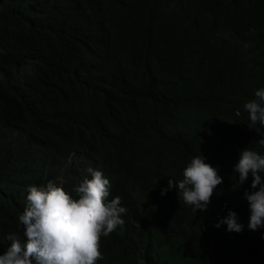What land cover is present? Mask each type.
<instances>
[{"label":"trees","instance_id":"1","mask_svg":"<svg viewBox=\"0 0 264 264\" xmlns=\"http://www.w3.org/2000/svg\"><path fill=\"white\" fill-rule=\"evenodd\" d=\"M260 88L264 0H0V254L30 185L76 198L92 167L127 209L97 264H264L252 178L233 190L240 152L264 154ZM199 154L223 178L206 212L160 194ZM229 210L242 232L215 227Z\"/></svg>","mask_w":264,"mask_h":264},{"label":"clouds","instance_id":"2","mask_svg":"<svg viewBox=\"0 0 264 264\" xmlns=\"http://www.w3.org/2000/svg\"><path fill=\"white\" fill-rule=\"evenodd\" d=\"M243 107L250 121L248 128L259 135L258 145L264 146V88L256 90L255 98ZM218 171L201 154L196 155L184 168L182 179H168L160 194L175 189L193 211L206 212L217 186L223 183ZM87 172L90 178L85 176L75 188L76 198L51 180L46 185L28 187L25 207L18 214L23 238L14 234L7 237L10 246L0 254V264H97L103 259L101 237L123 227L122 216L127 209L121 206L119 195L109 200L110 181L101 170L89 167ZM234 173L238 174V183L233 190L252 178L251 190L244 192L250 211L249 230L264 228V154L246 147L234 163ZM221 225H227L229 233L244 229L232 210L215 227Z\"/></svg>","mask_w":264,"mask_h":264},{"label":"rangeland","instance_id":"3","mask_svg":"<svg viewBox=\"0 0 264 264\" xmlns=\"http://www.w3.org/2000/svg\"><path fill=\"white\" fill-rule=\"evenodd\" d=\"M191 124H192V127L193 128H198V127H200V123L198 122V120H193V121H191Z\"/></svg>","mask_w":264,"mask_h":264}]
</instances>
